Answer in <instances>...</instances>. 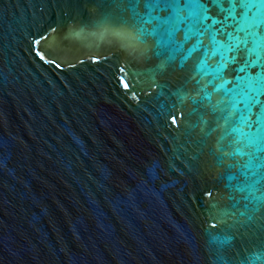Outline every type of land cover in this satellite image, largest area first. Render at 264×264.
Instances as JSON below:
<instances>
[{
  "label": "water",
  "instance_id": "1",
  "mask_svg": "<svg viewBox=\"0 0 264 264\" xmlns=\"http://www.w3.org/2000/svg\"><path fill=\"white\" fill-rule=\"evenodd\" d=\"M122 15L112 0H0V264H240L264 249V206L235 191L247 157L219 151L233 137L216 85L246 53L231 63L226 34L182 26L175 59H158L154 38L113 27Z\"/></svg>",
  "mask_w": 264,
  "mask_h": 264
},
{
  "label": "snow or ice",
  "instance_id": "2",
  "mask_svg": "<svg viewBox=\"0 0 264 264\" xmlns=\"http://www.w3.org/2000/svg\"><path fill=\"white\" fill-rule=\"evenodd\" d=\"M127 12L128 16H120L113 27L123 28L124 39L132 45L146 44L149 37L154 38L155 46L153 54L159 59L166 57L167 60L175 59L177 47L175 34L181 30L185 32V40L190 36L203 37L208 35L213 45L220 44L217 35H227L229 43L220 45L227 52L234 53L231 63H237V56L244 52L243 63L235 71L237 75L231 80L216 85V90L223 89L224 95L217 102L216 111L218 129L221 133L220 140L228 137L227 151L222 145L219 151L224 156L235 157L236 155L247 157L243 165H235L241 169L245 177V183L237 184L235 191L243 193L241 199L245 202L244 208L255 203L254 211L264 206V102L260 97L264 95V76L257 73L255 76L245 73L254 66L264 67V60L260 58V52L264 51V0H212L214 4L219 2L220 11L224 13L223 19L211 18L208 8L201 0H112ZM227 3V7L223 3ZM141 3L145 11H140ZM239 10V11H238ZM163 14V15H162ZM211 19V24L206 23ZM108 22L107 17L104 18ZM219 25V27H214ZM55 29H53L54 31ZM36 43H39L37 41ZM251 44V46H249ZM182 47V46H181ZM219 51V49H217ZM256 58L252 59V55ZM40 59L44 56L37 53ZM225 59L228 57L221 53ZM55 64V59L49 61ZM59 66V65H57ZM209 84L214 80L208 81ZM231 87H225V84ZM124 86L128 87L124 82ZM259 106V112L252 119L253 109ZM216 130V129H214ZM234 165H229V168ZM229 182L236 179L235 176L227 177ZM229 187L232 185L229 183ZM234 199L233 197H229ZM241 200H235L232 208L239 210ZM228 215H236V212H226ZM239 215H245L239 211ZM216 225L213 223L212 227ZM220 237L217 234L212 238L216 242ZM221 242H223L221 240ZM264 261V249L250 253L242 258L240 264H260Z\"/></svg>",
  "mask_w": 264,
  "mask_h": 264
}]
</instances>
